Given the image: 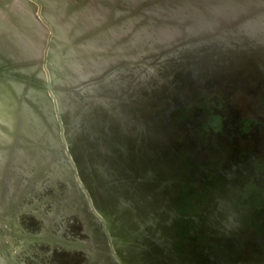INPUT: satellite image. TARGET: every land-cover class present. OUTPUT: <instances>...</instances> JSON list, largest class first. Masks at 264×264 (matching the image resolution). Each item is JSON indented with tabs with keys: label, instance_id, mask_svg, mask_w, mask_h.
Returning <instances> with one entry per match:
<instances>
[{
	"label": "flooded vegetation",
	"instance_id": "flooded-vegetation-1",
	"mask_svg": "<svg viewBox=\"0 0 264 264\" xmlns=\"http://www.w3.org/2000/svg\"><path fill=\"white\" fill-rule=\"evenodd\" d=\"M9 5L5 13L16 32L0 30L6 34L0 51L18 60L40 57L43 33L17 20L13 24ZM158 8L150 10L161 15ZM251 9L256 8L218 24L206 18L197 23L190 12L171 18L188 16L183 29L189 37L222 24L235 29L264 12L261 8L247 14ZM166 13L155 19L139 12L110 25L126 32L101 50L119 52L105 53L109 65L114 57V62L138 58L144 53L138 48L170 42L180 34L177 22L167 21ZM242 13L246 18L237 21ZM142 15L143 22L132 30ZM159 28L167 29V38H155ZM224 34L193 40L166 61L161 57L157 70L144 80L117 79L106 91L92 93L77 85L51 86L62 90L56 106L59 122L52 118L46 81L39 73L0 69L16 92L21 82L44 88L30 87L26 95L62 126L79 186L100 216L101 249L109 264H264V29ZM47 67L53 77L49 61ZM66 75L62 71L57 76ZM9 98L0 83L1 105H10ZM3 126L10 128L11 121ZM9 140L0 128V142ZM10 190L8 182L5 199ZM50 261L68 264L62 253H52Z\"/></svg>",
	"mask_w": 264,
	"mask_h": 264
},
{
	"label": "rangeland",
	"instance_id": "rangeland-1",
	"mask_svg": "<svg viewBox=\"0 0 264 264\" xmlns=\"http://www.w3.org/2000/svg\"><path fill=\"white\" fill-rule=\"evenodd\" d=\"M41 1L45 7L50 8L56 2V0ZM57 1L59 2L54 5L52 10H55L54 13L60 14L59 7L61 8L63 0ZM170 1L138 0V2L129 5L122 0H68L59 19L67 17L70 12L83 5L84 2L87 7L100 2L102 7H107V12L102 21L96 22L85 31L74 34L69 40L60 41L54 36V27L45 19L50 17L51 13L43 9L44 16L40 18L36 16L35 12L39 8L35 0H0V30L12 29L16 32V28H13L9 16L5 13L8 11L9 4V11L15 18L11 16L13 24L16 25L15 20H17L22 25L31 26L37 34L46 30L45 35L40 38L43 43L40 57L18 60L6 52L0 51V69L8 68L12 71L17 67L29 68V70H24L28 75L34 76L39 73L45 80L46 73H49L47 62L51 57L57 56L64 71L74 76L73 70L64 60L67 50L75 49L78 55L119 53L111 52L110 49L105 52L88 50L81 43L106 27L133 17L139 12H144V15L145 13L152 15L155 19H163L162 14L170 10ZM157 4L165 7L161 10L157 9L161 15L150 10L154 9V5ZM39 7L42 9V5ZM261 10L263 9H251L247 11V14L251 11H254L251 12L254 14ZM251 13L249 15H252ZM244 18L246 16L242 13L236 20ZM77 19H73L70 24L71 33L75 28L81 26ZM143 19L142 15L134 20L131 29L134 30L138 27ZM167 21L177 22L180 28V34L170 42L147 43L142 48H138L144 51L138 58H121L108 65L96 77L80 80L76 84L62 83L63 86L77 85L83 92L92 93L106 91L109 88V82L113 80L123 78L144 80L157 70L161 57L166 61L171 55L183 52L186 44L193 40L218 39L220 31L225 32L223 37H228L229 30H235L229 24H222L220 29L216 28L211 32L188 37L183 29L189 21L188 16H183L179 21L175 18H169ZM5 35V32H1L0 39ZM9 35L14 38L12 33ZM123 53L129 52L123 50ZM10 82L11 78L0 76V83L5 86L10 96L8 99L10 105L6 107H8L12 118L10 128L0 123V128L10 137L9 141L0 142V264H54L50 261L52 253L64 254L68 264H109V256L101 249L103 243L99 221L90 208L86 195L79 186V178L68 160L65 150L67 142L63 140L60 127L50 118L49 114H46L47 112L41 110V105L38 102L33 103L26 95L30 87L44 88L20 81L22 83L21 90L16 92L11 88ZM58 91L62 90H51V93L56 97L57 105L59 103ZM44 92L51 103L52 118L56 120L52 98L46 89ZM24 102L31 105L40 121V128L35 136H26L18 131L19 111ZM16 151L20 152L17 157H15ZM8 182L11 184V190L8 198L5 199Z\"/></svg>",
	"mask_w": 264,
	"mask_h": 264
},
{
	"label": "bare ground",
	"instance_id": "bare-ground-1",
	"mask_svg": "<svg viewBox=\"0 0 264 264\" xmlns=\"http://www.w3.org/2000/svg\"><path fill=\"white\" fill-rule=\"evenodd\" d=\"M42 4V9H46L49 13H51L50 17L45 18L49 21V23L54 27V36L57 40L66 41L73 37L74 34L87 30L90 26L92 27L96 22H100L104 19L107 7H102L100 2H96V5L91 7H87L84 5L81 9H74L69 13L67 17L64 19H59V16L62 14L65 9V5L68 0H63L61 2V8L59 7V13H54L55 10H52L54 5L57 4V1L53 4V6L45 7L43 2L39 0ZM100 1V0H99ZM111 1V0H109ZM125 3L131 2V0H122ZM170 11L165 15L168 18H171L172 14H184L189 13L190 16H194V20L197 23L203 22V19L206 18L209 21V24H218L219 21H230L235 14L241 11H244L246 8H264V0H171ZM158 9H164L165 7L161 4H158ZM96 9V12H94ZM77 10H80L78 13ZM36 14V12H35ZM37 16V15H36ZM44 16V15H43ZM258 18L254 20H249L248 22L242 21L239 25L236 26L235 31H242L246 29H250L253 27H259L264 29V12L256 15ZM78 18L80 22V27L75 28L73 32H70V24L72 20ZM40 21V20H39ZM41 23V21H40ZM42 24V23H41ZM43 25V24H42ZM44 26V25H43ZM32 30V28H31ZM30 30V31H31ZM32 32V31H31ZM45 31L41 32L45 35ZM123 28L119 26H110L106 29L98 32L95 36H91L86 40L82 41V45H92L96 46L98 51L105 50L106 46H109V43L113 40H117L122 34H124ZM156 37L158 39H165V33L168 32L166 28H159L156 30ZM65 62L67 65L73 70L76 71V76L71 77L66 73V77L59 78V73L64 71V68L57 58V56H53L49 60V69L53 73V78L55 80H67L73 81L76 78H87L89 75L96 74L97 72L103 70L109 65V57L106 54L97 55V58H92L93 62L88 64V62L92 59L85 58L82 56H78L72 49H69L65 52ZM115 57L110 59V61L115 63ZM91 71V73H90ZM87 73V74H84ZM90 73V74H89ZM55 75V76H54ZM58 75V76H57ZM34 102H36L34 100ZM0 102V123L2 125L9 124L11 121L10 113L8 112V107L2 106ZM25 108L28 110L26 112ZM42 109H45L44 106H41ZM20 119L18 131L23 135L35 136L38 133L40 128V121L37 118L36 114L32 110L30 106H21L20 107Z\"/></svg>",
	"mask_w": 264,
	"mask_h": 264
},
{
	"label": "water",
	"instance_id": "water-1",
	"mask_svg": "<svg viewBox=\"0 0 264 264\" xmlns=\"http://www.w3.org/2000/svg\"><path fill=\"white\" fill-rule=\"evenodd\" d=\"M36 1V4H37V6H38V8H39V10L36 12V15H37V17L38 18H40V17H43V14H42V12H41V7H39V5L41 6L42 4H41V2L39 1V0H35ZM106 68H104L103 70H105ZM103 70H101V71H99V72H97L95 75H92V76H90L91 78H93V77H96L97 75H99ZM27 74H25V73H23V75L22 76H20V77H22V78H24V76H26ZM18 76V75H17ZM90 77H87V78H76L75 80H73V81H67V80H60V79H58V80H55L54 78H51L50 76H49V74L48 73H46V75H45V81H46V87H47V90H48V93L50 94V96H51V98H52V102H53V105H54V114H55V116H56V120H57V122H59L60 121V119H59V113H58V110H57V104H56V98H55V96L51 93V86H53V85H55V86H63V84L62 83H66V82H69V83H78L80 80H84V79H88V78H90ZM31 107V106H30ZM32 108V107H31ZM50 114V113H49ZM59 127H60V131H61V133H62V126H61V124H59ZM63 136V135H62ZM65 150H66V153H67V157H68V160L71 162V164H72V166H73V160H72V158H71V156H70V153H69V150H68V148L66 147L65 148ZM87 201H88V204L92 207V204H91V202H90V198H89V196H87ZM94 211V210H93ZM94 213H95V215L97 216V217H99L100 218V216L94 211Z\"/></svg>",
	"mask_w": 264,
	"mask_h": 264
}]
</instances>
